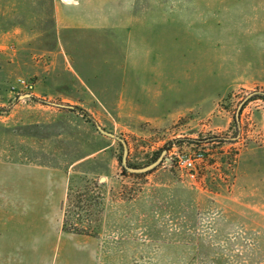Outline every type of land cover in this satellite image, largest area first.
<instances>
[{
    "label": "rangeland",
    "instance_id": "374dc122",
    "mask_svg": "<svg viewBox=\"0 0 264 264\" xmlns=\"http://www.w3.org/2000/svg\"><path fill=\"white\" fill-rule=\"evenodd\" d=\"M261 95L264 0H0V264H264Z\"/></svg>",
    "mask_w": 264,
    "mask_h": 264
},
{
    "label": "built area",
    "instance_id": "2783aa9c",
    "mask_svg": "<svg viewBox=\"0 0 264 264\" xmlns=\"http://www.w3.org/2000/svg\"><path fill=\"white\" fill-rule=\"evenodd\" d=\"M18 84L28 92H31L34 88V84L25 78H19ZM202 157L203 154L201 152L194 154L185 153L178 156V164L188 178H196L198 164L202 160Z\"/></svg>",
    "mask_w": 264,
    "mask_h": 264
},
{
    "label": "water",
    "instance_id": "95a60500",
    "mask_svg": "<svg viewBox=\"0 0 264 264\" xmlns=\"http://www.w3.org/2000/svg\"><path fill=\"white\" fill-rule=\"evenodd\" d=\"M22 97H31V94L30 93H26L25 95H23ZM60 106H65L64 104H59ZM98 128L101 132H103L104 134L108 135V136H111L117 140H119L122 145H123V155H122V164L123 166L130 172H145V171H149L151 170L152 168L156 167L157 165L160 164L161 160H162V155L159 156L154 162L146 165V166H143V167H132L129 165L128 163V154H129V148H128V144L126 142V140L113 133V132H110V131H107L105 130L103 127H101L100 125H98Z\"/></svg>",
    "mask_w": 264,
    "mask_h": 264
},
{
    "label": "crops",
    "instance_id": "0c3cea01",
    "mask_svg": "<svg viewBox=\"0 0 264 264\" xmlns=\"http://www.w3.org/2000/svg\"><path fill=\"white\" fill-rule=\"evenodd\" d=\"M53 192H56V190H54ZM42 196V195H41ZM44 197H45V195L44 196H42L41 198H43L44 199ZM43 201H45V199L43 200ZM59 240H60V238H59ZM59 242V241H58Z\"/></svg>",
    "mask_w": 264,
    "mask_h": 264
},
{
    "label": "trees",
    "instance_id": "16d2710c",
    "mask_svg": "<svg viewBox=\"0 0 264 264\" xmlns=\"http://www.w3.org/2000/svg\"><path fill=\"white\" fill-rule=\"evenodd\" d=\"M260 97L264 99V95H261ZM129 164H130V163H129ZM124 171H125V170H124Z\"/></svg>",
    "mask_w": 264,
    "mask_h": 264
}]
</instances>
